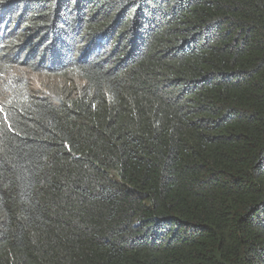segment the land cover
<instances>
[{
	"label": "trees",
	"instance_id": "1",
	"mask_svg": "<svg viewBox=\"0 0 264 264\" xmlns=\"http://www.w3.org/2000/svg\"><path fill=\"white\" fill-rule=\"evenodd\" d=\"M0 264H264V0H0Z\"/></svg>",
	"mask_w": 264,
	"mask_h": 264
},
{
	"label": "rangeland",
	"instance_id": "2",
	"mask_svg": "<svg viewBox=\"0 0 264 264\" xmlns=\"http://www.w3.org/2000/svg\"><path fill=\"white\" fill-rule=\"evenodd\" d=\"M12 72V71H11ZM16 73L24 74L27 79L28 85L33 89H51L57 85L56 78L41 75L37 72H31L28 70H19Z\"/></svg>",
	"mask_w": 264,
	"mask_h": 264
},
{
	"label": "bare ground",
	"instance_id": "3",
	"mask_svg": "<svg viewBox=\"0 0 264 264\" xmlns=\"http://www.w3.org/2000/svg\"><path fill=\"white\" fill-rule=\"evenodd\" d=\"M143 50V49H142Z\"/></svg>",
	"mask_w": 264,
	"mask_h": 264
}]
</instances>
